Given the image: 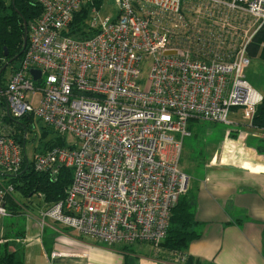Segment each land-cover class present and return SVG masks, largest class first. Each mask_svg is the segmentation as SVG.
<instances>
[{"label":"built area","instance_id":"2783aa9c","mask_svg":"<svg viewBox=\"0 0 264 264\" xmlns=\"http://www.w3.org/2000/svg\"><path fill=\"white\" fill-rule=\"evenodd\" d=\"M36 2L41 13L0 84V103L10 116L31 115L74 140L31 160L54 176L72 168L65 197L44 206L37 224L162 251L171 210L186 192L180 159L189 119L230 124L231 111L242 107L252 118L262 100L244 72L264 0H115L117 11L104 19L93 0ZM84 5L94 32L69 34ZM23 159L21 145L0 130V171L17 173ZM7 213L0 191V217ZM177 258L186 264L184 254Z\"/></svg>","mask_w":264,"mask_h":264},{"label":"crops","instance_id":"0c3cea01","mask_svg":"<svg viewBox=\"0 0 264 264\" xmlns=\"http://www.w3.org/2000/svg\"><path fill=\"white\" fill-rule=\"evenodd\" d=\"M238 109L228 115V163H201L190 175L198 236L181 251L186 264H264V129L250 130ZM30 223L23 236L7 238L23 264L178 263L179 251L155 252L146 242L106 246L51 220L43 228L35 218Z\"/></svg>","mask_w":264,"mask_h":264},{"label":"trees","instance_id":"16d2710c","mask_svg":"<svg viewBox=\"0 0 264 264\" xmlns=\"http://www.w3.org/2000/svg\"><path fill=\"white\" fill-rule=\"evenodd\" d=\"M93 4L99 8L101 0H93ZM88 12V5H84L80 11L74 14L69 34L80 37L91 35L94 32V30L88 28L85 21ZM40 13L41 7L36 0H9L8 3L6 0H0V70L4 65L6 67L9 65L11 72L18 65L24 53L23 38L25 35V25L28 32V25L32 21H35ZM5 49L7 50L6 56L4 55ZM245 53L249 59L259 57L264 59V23L252 34L246 44ZM10 59L12 61L9 62ZM5 68L0 72L1 86V77L6 79L10 74H3ZM5 109L6 103L5 100H2L0 103V126L2 129L0 130L6 135L10 136L12 134L22 147L21 137H19L16 131L19 126L26 129L23 119H26L28 116L15 118L6 113ZM195 120L198 119H189V121ZM253 121L256 127L264 129V95L261 102L256 106ZM47 128L51 132V136L47 141L40 140L39 152H44L55 147H65L68 144L66 135L59 134L49 126ZM22 152L24 153V159L20 170L17 173H4L0 171V175L4 178L11 177L14 181L16 180L15 186L17 189L15 190H18L25 197L41 193L43 195V206H48L62 200L72 181V168L62 166L55 176L49 172H36L32 167V162L28 160L25 149L22 148ZM201 163H196L195 165L199 166ZM195 209L196 202L194 196L191 190H188L179 198L177 204L171 210L166 237L162 242L163 247L182 253L181 251L187 248L189 242L198 236V233L194 230V224L196 223L194 219ZM5 238L4 240H0V264H23L21 260L15 258V252L9 250L10 242Z\"/></svg>","mask_w":264,"mask_h":264},{"label":"rangeland","instance_id":"374dc122","mask_svg":"<svg viewBox=\"0 0 264 264\" xmlns=\"http://www.w3.org/2000/svg\"><path fill=\"white\" fill-rule=\"evenodd\" d=\"M6 2L8 3L9 0H6ZM116 11L117 6L115 0H101L99 16L102 19L111 18ZM148 68L149 64L146 62L142 69L143 78H145ZM9 73L10 66L8 65L3 74L8 75ZM244 73L246 80L252 88L257 91L260 96H263L264 59L262 57L251 58ZM1 81L3 82L4 78L1 77ZM238 108H240L238 109L240 111L243 110L242 107ZM23 122H25L26 129L19 126L16 132H18L19 137H21L22 148L25 149L28 160L31 162L32 158L38 153H43L38 151L39 142L40 140L47 141L51 136V132L47 128L48 126L37 118L28 116L26 119H23ZM247 123L249 124L248 128L250 130H260L259 127L254 125L253 117L248 118ZM66 141L68 143H73L74 140L72 136L68 135L66 136ZM219 161L228 163V124L207 120L189 121L187 124V134L183 137V150L180 161V169L186 178V191L192 190L190 175L194 172L196 163L202 162V164H209L210 162L218 163ZM15 184L16 180L14 181L11 177L4 178L0 175V191L3 192L4 202L8 211L6 215L0 217V240H4V237L16 240V237L23 236L26 231V226H29L34 218L37 220V217H33L32 214L37 213L38 209L36 206H42L43 204L42 197L37 194L25 197L18 190H15L17 189ZM12 244L14 247H16V245L19 246L18 243L16 245L15 243ZM132 244V246L135 245L134 243ZM130 248L132 250L134 249L133 247ZM20 250L21 248H19L16 253L19 254ZM139 250L141 249L137 246L136 251Z\"/></svg>","mask_w":264,"mask_h":264},{"label":"water","instance_id":"95a60500","mask_svg":"<svg viewBox=\"0 0 264 264\" xmlns=\"http://www.w3.org/2000/svg\"><path fill=\"white\" fill-rule=\"evenodd\" d=\"M26 32H27V31H26V25H25V35H24V38H23V41H24V45H23V47H25L26 40H27ZM4 55H5V56L7 55V50H6V49L4 50ZM10 61H12V59H10L9 62H10ZM5 67H6V65H4V66L1 68L0 72H1ZM30 73L32 74V76H33L34 79H36V78H38V77L40 76V71H39L38 69H34V68H32V69H30Z\"/></svg>","mask_w":264,"mask_h":264}]
</instances>
